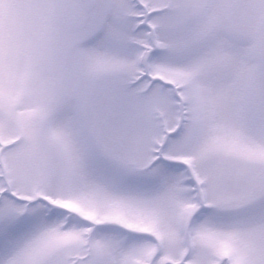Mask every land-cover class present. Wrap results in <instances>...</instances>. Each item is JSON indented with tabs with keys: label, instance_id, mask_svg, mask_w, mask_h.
I'll return each mask as SVG.
<instances>
[{
	"label": "snow or ice",
	"instance_id": "obj_1",
	"mask_svg": "<svg viewBox=\"0 0 264 264\" xmlns=\"http://www.w3.org/2000/svg\"><path fill=\"white\" fill-rule=\"evenodd\" d=\"M0 264H264V0H0Z\"/></svg>",
	"mask_w": 264,
	"mask_h": 264
}]
</instances>
